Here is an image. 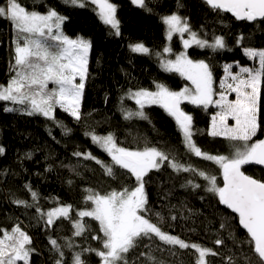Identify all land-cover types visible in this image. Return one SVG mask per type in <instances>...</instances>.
<instances>
[{
    "label": "trees",
    "instance_id": "16d2710c",
    "mask_svg": "<svg viewBox=\"0 0 264 264\" xmlns=\"http://www.w3.org/2000/svg\"><path fill=\"white\" fill-rule=\"evenodd\" d=\"M145 2L150 12L132 4L131 0H110L116 7L115 15L119 21L120 34L117 35L102 22L95 5L89 0H85L84 7L64 0H21L28 10L46 13L49 8L54 9L65 17L62 23L64 35L81 37L91 45L79 120L59 107L54 110L53 120L39 114L28 115L24 105L0 101V148L4 150L0 153V230L10 231L19 225L30 236L29 247L33 251L29 264H56L59 254L50 244V238L61 245L65 264H72L73 254L78 252L82 253L85 264H101L100 257L94 252L83 251L102 247L99 240L92 239L93 236H102L98 222L83 218L89 230L81 236H74L76 212L91 207V202L86 204L84 200L88 189L105 194L136 185L135 178L118 166H113V176L105 174L104 168L96 163L98 159L112 165L111 157L103 150L98 149L96 159H85L82 153L75 155L80 151L67 146L68 133H80L84 138L90 137L86 133L112 134L118 146L129 150H142L146 146L159 148L185 164L216 176L218 186H223L219 166L188 151L174 118L163 108L146 106L143 111L147 119H125V110H138L128 93L141 88L154 90L157 83L176 91L186 83L179 74L164 71L161 66L162 58L184 49L182 37L177 33L170 42L172 53L163 52L167 45L164 16H180L198 37L209 42L213 36L224 38V49L213 51L192 45L186 50L190 59L209 64L214 84L220 80L225 64L250 65L244 54L245 48L264 49V21H236L227 13L214 11L201 0ZM15 38L16 30L11 23L0 18V85H6L15 74L11 67ZM188 38L185 33L183 39ZM135 44H143L150 54L131 51L130 45ZM157 52L161 56H157ZM5 106L18 110L6 112L3 110ZM183 107L193 118L192 139L195 144L207 154L230 155L233 151L230 141L208 135L212 108L189 103ZM258 121L261 127L255 141L264 138V85L261 87ZM18 152H29L38 158L57 194L42 191L32 182L30 171L14 158L13 154ZM242 170L264 180V170L253 164L243 166ZM189 180L192 184L188 183ZM193 184L200 187H193ZM26 185L38 193L37 201L32 200ZM206 185L200 176L192 172H175L165 162L159 170H151L144 177L148 201L146 216L164 232L217 253L206 256V264H248L249 260L251 264H257V257L248 243L250 238L240 228L238 218L219 203L217 196L205 190ZM16 200L27 201L33 206H18L14 203ZM66 205H71V220L59 218L51 227L47 226L46 217L42 218L36 211V206L47 212ZM217 240L222 243L216 244ZM69 242L73 245L71 248L66 246ZM149 257L153 259L149 260ZM197 257L195 249H180L152 237L139 240L126 254V261L127 264H196Z\"/></svg>",
    "mask_w": 264,
    "mask_h": 264
},
{
    "label": "snow or ice",
    "instance_id": "6c2138e0",
    "mask_svg": "<svg viewBox=\"0 0 264 264\" xmlns=\"http://www.w3.org/2000/svg\"><path fill=\"white\" fill-rule=\"evenodd\" d=\"M74 6L84 7L85 0H64ZM98 9V15L105 25L119 32V21L116 18V7L110 0H90ZM132 4L151 11L145 0H131ZM214 11L231 13L236 20L254 22L264 21V0H205ZM179 6V5H178ZM0 18L7 19L16 30L18 39L15 43L14 64L11 66L14 75L7 85H0V101L14 105H24L28 115L39 114L55 119L54 110L59 107L74 119H80V105L88 74V53L90 43L83 38L71 39L61 31L65 17L49 8L46 13L28 10L21 0H0ZM166 38L171 40L174 34H180L185 51L175 54V59H161L164 71L179 74L190 81L191 87L172 91L166 85L155 84V91L138 89L129 91L128 98L134 99L137 111L125 110L124 118L147 119L144 113L146 106L158 105L174 118L181 131L184 143L189 152L196 157L211 161L219 166L223 177V186H218L214 175L185 164L175 157L156 147L146 146L142 150H129L118 146L112 134L91 136L93 143L101 147L111 157L112 165L104 164L90 153L85 159H96L105 170V174L114 175V167L127 170L135 178L132 188L112 190L105 194L86 190L85 203L91 207L76 212L77 220L73 221L74 236H81L88 231L85 217L98 222L102 236H93L102 244L100 249L86 248L84 252H94L100 257L101 264H127L126 254L143 238H158L170 246L180 249H195L198 253L196 264H206V256L216 255L211 249L198 244H188L181 238L164 232L146 216L147 195L144 190V177L151 170L167 166L175 172H192L206 182V191L218 197L219 203L225 205L238 215L240 226L250 238L248 243L257 257V264H264V180L247 175L245 165L264 166V139L253 142L261 125L258 121L261 103V87L264 85V49L245 48L244 54L249 59L258 61L257 67H239V72L231 71L232 65L225 64V76L220 81L221 91L217 94L213 88L212 71L203 60L194 61L186 50L195 45L198 48H211L213 51L226 48L222 36H213L212 41L202 39L191 30L186 20L176 14L164 16ZM188 33V39L183 35ZM237 43H240L238 40ZM131 51L150 54L143 44L130 45ZM164 53H172L170 47ZM157 56L161 53L157 52ZM49 84L54 87L49 88ZM235 93V99L229 94ZM218 95V99L214 96ZM187 101L207 109L210 105L219 110L211 117L208 135L223 137L232 143L230 155H211L204 153L193 141L192 116L181 107ZM4 111H16L5 106ZM234 121L230 124L229 121ZM57 123H59L57 121ZM70 131V130H66ZM0 148V153H3ZM75 155L80 156L77 152ZM192 184V181H188ZM31 193L32 200H38V193L25 186ZM193 187H200L193 184ZM18 206L32 207L27 201H14ZM71 205L55 207L43 212L38 206L36 211L46 217L47 226L51 227L59 218L69 219ZM175 219V217H173ZM223 227V225H222ZM53 249L59 254L56 264H65L64 252L55 239H49ZM217 240L216 244H221ZM30 236L19 225L10 231L0 230V264H29L33 251ZM71 248V242L66 245ZM143 255V253L141 254ZM149 257V260H152ZM72 264H85L82 253H74ZM251 264V261H248Z\"/></svg>",
    "mask_w": 264,
    "mask_h": 264
},
{
    "label": "rangeland",
    "instance_id": "374dc122",
    "mask_svg": "<svg viewBox=\"0 0 264 264\" xmlns=\"http://www.w3.org/2000/svg\"><path fill=\"white\" fill-rule=\"evenodd\" d=\"M95 7H96L97 14H98L97 6L95 5ZM61 31H62V25H61ZM76 38H78V37H76ZM76 38H71V39H76ZM17 39H18V37L15 38V41ZM170 42H171V40L167 39V45H166L167 47H170ZM15 46L16 45L14 43V50H15ZM182 51H185V49H183ZM89 52H90V49H89ZM179 53H176V54H179ZM167 55H169V53H167ZM88 57H89V53H88ZM162 59H172V60H174L175 59V54H173L171 57L166 56V57H164ZM194 61H197V60H194ZM249 61H250V65H248V66H241L240 64L239 65L241 67H257L258 66V61L257 60L249 59ZM228 64L232 65L231 71L233 73L239 72V67H237L238 63L232 62V63H228ZM224 76H225V72H224V66H223V73H222V76H221L220 80L218 81L217 84H214V82H213V88H214V91L217 94L221 91V89H220V81H221L222 78H224ZM185 81H186V83L183 86V88L186 87V86L187 87H191L190 81H188L186 79H185ZM52 87H54V85L49 84V88H52ZM155 90H156V88L154 90H150V91H155ZM172 91H175V90H172ZM176 91H179V90H176ZM214 99H218V95L214 96ZM229 99H235V93H230L229 94ZM185 103H188V102L185 101V102H183L181 104V107H182V109L184 111H185V109H184L183 105ZM208 108H212V110H213V114L211 115V117L219 110L218 108H216L215 106H212V105H210ZM187 114H189V113H187ZM229 123L232 124V123H234V121L230 120ZM210 126H211V118H210L209 128H210ZM254 141L255 140H254V137H253V142ZM67 146L70 147V148H73V149H77L83 155L90 153L95 158L99 155L98 149L99 150H103L97 144L93 143V141L91 139V136L89 138H84L80 133H75V134L68 133L67 134ZM13 155H15L14 158H15L16 161H18L23 166L27 167V169L30 171L31 176H32V182L35 185H37L42 191L57 194V190H56L52 180L50 179V176L48 175L47 170L45 169V167L42 165V163L38 160V158L34 154L29 153V152H18V153H15Z\"/></svg>",
    "mask_w": 264,
    "mask_h": 264
},
{
    "label": "water",
    "instance_id": "95a60500",
    "mask_svg": "<svg viewBox=\"0 0 264 264\" xmlns=\"http://www.w3.org/2000/svg\"><path fill=\"white\" fill-rule=\"evenodd\" d=\"M201 1H203V2H205V0H201ZM207 4V3H206ZM208 5V4H207ZM209 6V5H208ZM222 12V11H221ZM223 13H227L228 15H230L232 18H234L233 16H232V14L231 13H228V12H223ZM235 19V18H234ZM236 20V19H235ZM236 21H246V20H236ZM261 20H257V21H254V22H260ZM246 22H248V23H254V22H249V21H246ZM264 139V138H263ZM254 165V164H253ZM256 167H258V168H260V169H262V170H264V166H259V165H255ZM226 209H228L225 205H223ZM230 212H232L230 209H228ZM233 213V212H232ZM237 218H238V215L237 214H235V213H233ZM238 223H239V218H238ZM239 226H240V224H239ZM240 228L243 230V231H245L246 232V230L245 229H243L241 226H240ZM247 233V232H246Z\"/></svg>",
    "mask_w": 264,
    "mask_h": 264
}]
</instances>
